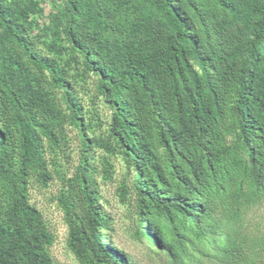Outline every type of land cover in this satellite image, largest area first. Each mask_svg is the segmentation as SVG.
Wrapping results in <instances>:
<instances>
[{
  "label": "trees",
  "instance_id": "1",
  "mask_svg": "<svg viewBox=\"0 0 264 264\" xmlns=\"http://www.w3.org/2000/svg\"><path fill=\"white\" fill-rule=\"evenodd\" d=\"M53 1L66 46L40 32L79 60L110 115L90 138L72 76L30 35L42 0H0V264H57L30 195L51 167L77 264H145L113 241L96 148L105 180L124 164L117 192L150 264H264L249 223L264 204V0ZM66 126L81 139L71 173L52 159Z\"/></svg>",
  "mask_w": 264,
  "mask_h": 264
},
{
  "label": "rangeland",
  "instance_id": "2",
  "mask_svg": "<svg viewBox=\"0 0 264 264\" xmlns=\"http://www.w3.org/2000/svg\"><path fill=\"white\" fill-rule=\"evenodd\" d=\"M184 4V3H183ZM64 4L62 1L42 0L41 13L37 16L39 26L30 33L37 48L44 54L60 58L73 78L78 91V96L84 106L87 123L89 125L88 136L90 138L104 135L106 123L110 111L104 102L97 97L94 86V78L83 77L79 60L68 52L61 49H54L48 45L49 39L45 38L40 32V27L54 28L56 30V41L62 46H66L65 38L62 34L64 17ZM51 43V42H50ZM57 99L61 95L56 92ZM81 139L79 132L74 127L66 126L62 141V150L52 159L57 161L60 172H72L78 165ZM96 163L98 165L99 175L97 177L100 184V190L103 199V205L112 218L113 241L118 244L126 253L138 259L140 262L150 264L147 258L146 247L133 240L134 229V207L130 203H122L117 189L125 173L124 164L120 159H114V173L111 180H105L103 177L102 157L106 153L102 149H95ZM53 172L54 180L48 189H43L36 182L30 189L31 202L44 214L47 222L56 233V243L52 248V254L57 264H77L75 258L66 248L67 226L64 223L62 211L57 207L54 197L60 188V181L54 167L50 168ZM250 225L255 226L264 233V204L257 207L250 215Z\"/></svg>",
  "mask_w": 264,
  "mask_h": 264
}]
</instances>
